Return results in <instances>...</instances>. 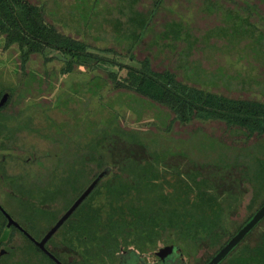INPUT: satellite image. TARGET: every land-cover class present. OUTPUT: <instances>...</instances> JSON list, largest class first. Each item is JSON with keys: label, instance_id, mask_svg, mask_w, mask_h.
Wrapping results in <instances>:
<instances>
[{"label": "rangeland", "instance_id": "rangeland-1", "mask_svg": "<svg viewBox=\"0 0 264 264\" xmlns=\"http://www.w3.org/2000/svg\"><path fill=\"white\" fill-rule=\"evenodd\" d=\"M29 1L42 7L50 24L95 53L134 66L147 58L153 70H170L187 85L264 102V0ZM60 70V61L45 63L40 55L21 69L17 48H4L0 37V97L10 95L0 109V156L6 157L8 177L0 205L25 228L32 217V233L42 234L66 211L73 187L87 184L99 161L109 165L110 175L155 158L166 174L197 171L217 195L233 202L223 234L264 200L262 189L250 212L253 186L241 173L246 165L253 168V157L263 158L264 134L246 137L243 129L218 120L181 124L166 107L114 88L104 71L78 66L61 75ZM81 168L76 185L73 180L64 188L58 177ZM59 186L49 198L47 192ZM39 210L43 215H34ZM261 234L264 218L243 244L254 246ZM19 243L20 250L4 255L1 264H53L22 235ZM64 243L61 233L49 247L69 264H94L70 246L59 249ZM169 246L186 264H204L215 253L197 238ZM113 256L107 264L114 263Z\"/></svg>", "mask_w": 264, "mask_h": 264}, {"label": "trees", "instance_id": "trees-1", "mask_svg": "<svg viewBox=\"0 0 264 264\" xmlns=\"http://www.w3.org/2000/svg\"><path fill=\"white\" fill-rule=\"evenodd\" d=\"M0 37L4 48H17L21 69H24L32 55H40L45 63L60 61L61 75L72 72L78 66L104 71L114 88L135 92L166 107L178 123L218 120L227 127L243 129L246 137L264 134L263 101L232 98L187 85L170 70H153L147 58L134 66L95 53L87 43L62 33L50 24L45 19L42 7L29 0H0ZM9 99L8 94L7 101ZM262 150L257 146L258 152ZM262 154L263 158L252 156V169L246 165L241 171L253 186V196L248 206L250 212L264 189V152ZM84 159L81 157L80 162ZM157 159L125 166L114 175H110L109 165L99 161L98 171L88 183L77 189L73 187L76 192L68 208L102 171L106 172L105 175L45 242V247L49 250L52 239L63 233L64 245L79 250L85 261L90 259L94 264H107L110 256H115L119 250L138 251L142 246L154 250L159 244V247H167L175 242L196 238L207 240L216 253L264 203V200L260 202L242 224L235 225L232 231L223 234L222 231L231 223L229 209L233 205L232 200L217 195L210 181L199 178L197 171L184 175L175 172L166 174L155 165ZM83 172L82 168L79 172L66 171L58 178L65 188L71 186L73 180L76 185ZM60 186L52 187L47 192L49 198L60 191ZM231 196L233 198V194H229ZM35 214L43 215V211H36ZM29 221L32 226H21L37 240L42 239L51 228L36 235L30 231L34 219L31 217ZM21 235L56 264L22 232ZM243 242L244 239L224 262L264 264V234L254 246L244 245ZM49 251L63 264H69L57 252ZM80 263L74 261V264Z\"/></svg>", "mask_w": 264, "mask_h": 264}, {"label": "flooded vegetation", "instance_id": "flooded-vegetation-1", "mask_svg": "<svg viewBox=\"0 0 264 264\" xmlns=\"http://www.w3.org/2000/svg\"><path fill=\"white\" fill-rule=\"evenodd\" d=\"M5 158V155L0 156V198L3 194L2 192H4V187L8 185V177L3 168V166L5 165ZM11 218L19 225V227L12 224L8 237L0 242V264L2 260L1 258L4 255H9V253L14 249L20 250L21 247V243H19V240H21V223L16 220L13 216H11ZM6 224L7 218L0 211V236ZM2 225L4 226V228H2ZM11 238H13V240ZM15 239H17L18 242H15ZM49 245V250H52ZM58 246H60L59 249H63L64 246L67 247V245L63 244H58ZM210 259H208L204 264H206ZM114 260L115 261L113 264H186V261L180 251L173 246L158 247L157 249L148 250L144 253H138L137 251H134L132 249L119 250V253L115 254ZM223 263L224 261L220 264Z\"/></svg>", "mask_w": 264, "mask_h": 264}, {"label": "water", "instance_id": "water-1", "mask_svg": "<svg viewBox=\"0 0 264 264\" xmlns=\"http://www.w3.org/2000/svg\"><path fill=\"white\" fill-rule=\"evenodd\" d=\"M8 99V93H3L0 97V108ZM106 172L102 171L98 177L81 193V195L71 204V206L57 219V221L46 232L42 239L37 240L30 235L22 226L21 232L32 241L43 253H45L56 264H63L58 260L46 247L45 242L56 232V230L63 224V222L70 216V214L76 209L81 201L87 196L93 185L105 175ZM0 211L6 216L7 224L0 236V242L5 240L10 232L11 225H19L11 218V216L0 205ZM264 218V203L259 207L256 212L244 223V225L212 256V258L206 264H220L225 258L238 246L240 242L249 234L258 223Z\"/></svg>", "mask_w": 264, "mask_h": 264}]
</instances>
